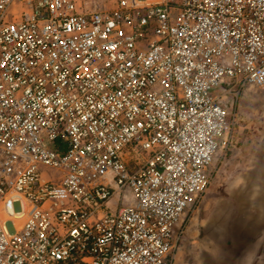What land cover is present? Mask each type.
Here are the masks:
<instances>
[{"label": "built area", "instance_id": "built-area-1", "mask_svg": "<svg viewBox=\"0 0 264 264\" xmlns=\"http://www.w3.org/2000/svg\"><path fill=\"white\" fill-rule=\"evenodd\" d=\"M263 89L264 0H0V264H178Z\"/></svg>", "mask_w": 264, "mask_h": 264}, {"label": "rangeland", "instance_id": "rangeland-1", "mask_svg": "<svg viewBox=\"0 0 264 264\" xmlns=\"http://www.w3.org/2000/svg\"><path fill=\"white\" fill-rule=\"evenodd\" d=\"M237 111L233 138L192 217L182 259L209 254L212 264H264V89L245 93ZM7 228L14 232L11 223Z\"/></svg>", "mask_w": 264, "mask_h": 264}, {"label": "crops", "instance_id": "crops-1", "mask_svg": "<svg viewBox=\"0 0 264 264\" xmlns=\"http://www.w3.org/2000/svg\"><path fill=\"white\" fill-rule=\"evenodd\" d=\"M187 233L188 232H186V236L184 237V239L182 241V244L180 246V249H179V251L176 254V260H177L178 264H196V262L198 264H212L211 262L213 261V258H211L210 257L211 255H209V254H205L203 256H199V258L197 256L191 254V255L187 256L186 259H182V256H181L182 254L181 253L183 252V250H184V248L186 246V243H185L186 240L185 239L187 237Z\"/></svg>", "mask_w": 264, "mask_h": 264}]
</instances>
